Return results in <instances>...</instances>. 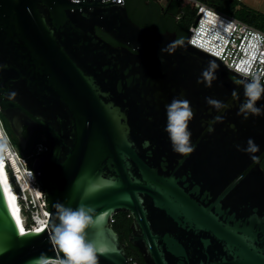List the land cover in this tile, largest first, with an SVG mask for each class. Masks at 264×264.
I'll list each match as a JSON object with an SVG mask.
<instances>
[{"label": "water", "instance_id": "1", "mask_svg": "<svg viewBox=\"0 0 264 264\" xmlns=\"http://www.w3.org/2000/svg\"><path fill=\"white\" fill-rule=\"evenodd\" d=\"M191 36L140 26L118 0H0L2 115L22 148L25 128L51 143L33 163L46 227L21 231L0 170V264L72 259L55 242L57 202L94 210L87 240L99 264H130L112 223L123 211L147 264H264V111L245 118L253 80ZM174 99L193 112L191 154L174 152L166 131ZM256 104L264 110V97ZM250 139L259 152L246 151Z\"/></svg>", "mask_w": 264, "mask_h": 264}, {"label": "built area", "instance_id": "2", "mask_svg": "<svg viewBox=\"0 0 264 264\" xmlns=\"http://www.w3.org/2000/svg\"><path fill=\"white\" fill-rule=\"evenodd\" d=\"M112 2L116 0H103ZM126 0H118V2ZM195 6L196 17L190 29V44L203 50L225 63L229 68L254 80L264 83V31L245 22L235 15L214 5L191 0ZM241 2L242 0H237ZM47 141L39 142L35 155L40 157L50 150ZM0 154L4 168L13 187L19 213L23 219L25 233L46 227L50 218L46 196L37 177L33 163L23 156L12 144L5 128L0 108ZM115 223V217H112ZM66 264L64 261L51 259L42 264ZM130 264H136L130 258Z\"/></svg>", "mask_w": 264, "mask_h": 264}, {"label": "clouds", "instance_id": "3", "mask_svg": "<svg viewBox=\"0 0 264 264\" xmlns=\"http://www.w3.org/2000/svg\"><path fill=\"white\" fill-rule=\"evenodd\" d=\"M164 51V49H162ZM3 67V66H0ZM216 67L214 62H210L209 68L205 69L203 76L211 86V82L214 78L213 69ZM16 93H10L8 99L14 100ZM245 97L246 100L240 106V112L245 115V118L249 114L261 115L262 110L257 106L256 102L264 97V85L259 82V77L255 78L252 82L245 85ZM214 104L217 109L226 107L217 101H209ZM168 114V124L166 131L169 133V138L172 141L173 151L187 155L196 150V146L192 143V133L189 130V121L193 118V112L186 100L174 99L169 105L166 106ZM177 129H180V135L177 134ZM213 131V129H209ZM150 143L145 141V144ZM259 146L255 144L253 140L248 141V148L246 151L256 153L259 152ZM255 159V157H254ZM60 224L57 226L55 236L56 243L62 241L66 242L74 253L75 258L67 261L66 264H99L98 253L94 244L87 240V230L93 226L94 210L87 205L81 204L77 208H69L65 205L57 202L54 204Z\"/></svg>", "mask_w": 264, "mask_h": 264}, {"label": "trees", "instance_id": "4", "mask_svg": "<svg viewBox=\"0 0 264 264\" xmlns=\"http://www.w3.org/2000/svg\"><path fill=\"white\" fill-rule=\"evenodd\" d=\"M201 1L210 5H214L224 10L225 9L223 6L224 3L234 2L235 0H201ZM132 2H134V0H126V4L128 5ZM248 10L249 11L246 12L247 14H243L244 16H242V18L240 19L264 31V12L258 10L256 11L252 8ZM167 14H169L168 8L164 10L162 9L161 14H157V15L143 13V16L141 17L138 16L136 17L135 15H131V14L130 16L140 26L148 27L161 32H165V31L176 32L179 41L185 40L187 36L190 34V29L195 21L196 10L193 9L192 7H187V6L185 7L180 5L179 3H176L174 12H172V15L170 16L169 20L166 19ZM98 34L113 44L116 45L119 44L117 41L112 39L107 33L103 32L100 28H98ZM3 120L12 144L20 151V153L23 156L28 157L31 161H34L36 158H38L35 155V147L39 142L47 141L51 147V143L48 135L44 131H42L41 136H39L38 139L36 140L32 150L29 152H25L21 148L17 138L13 135L9 123L4 116H3ZM24 133L26 137L29 136V132L27 130H25ZM262 167L264 168V160L262 162ZM132 223H133V218L129 212L123 211L115 215L114 228L118 232L120 240L122 244L125 246L129 257L132 258V261L136 264H147L139 248L133 246L130 243L129 234L132 230Z\"/></svg>", "mask_w": 264, "mask_h": 264}, {"label": "flooded vegetation", "instance_id": "5", "mask_svg": "<svg viewBox=\"0 0 264 264\" xmlns=\"http://www.w3.org/2000/svg\"><path fill=\"white\" fill-rule=\"evenodd\" d=\"M176 3H179L182 6L192 7L197 10V7L191 0H134V2L127 5L128 12L131 15H135L136 17L143 16V13L157 15L161 14V10L168 8V13L166 19H170L172 12L176 7ZM162 8V9H161ZM188 37V36H187ZM28 130V128H25ZM42 131H35L31 136H28V141L26 143V147L22 148L25 152H29L35 145L36 140L39 136H41Z\"/></svg>", "mask_w": 264, "mask_h": 264}, {"label": "rangeland", "instance_id": "6", "mask_svg": "<svg viewBox=\"0 0 264 264\" xmlns=\"http://www.w3.org/2000/svg\"><path fill=\"white\" fill-rule=\"evenodd\" d=\"M224 10L230 14L235 15L237 18H242L243 14H247L248 9L252 8L264 12V0H244V2H239L235 0L234 2H226L223 4ZM244 12V13H243ZM242 20V19H241Z\"/></svg>", "mask_w": 264, "mask_h": 264}, {"label": "bare ground", "instance_id": "7", "mask_svg": "<svg viewBox=\"0 0 264 264\" xmlns=\"http://www.w3.org/2000/svg\"><path fill=\"white\" fill-rule=\"evenodd\" d=\"M0 170H1V173H2V175H3V178H4V181H5V184H6V186H7L8 192H9V194H10V196H11V198H12V201H13L15 207H16L17 214H18V220H19V226H20L21 229H23V232H25L23 219H22V217H21V215H20V213H19V208H18L17 203H16V196H15V193H14L13 187H12V185H11V182H10V180H9V177H8V175H7V173H6L5 168H4V162H3V160H2L1 154H0ZM47 261H49V260H47Z\"/></svg>", "mask_w": 264, "mask_h": 264}, {"label": "snow or ice", "instance_id": "8", "mask_svg": "<svg viewBox=\"0 0 264 264\" xmlns=\"http://www.w3.org/2000/svg\"><path fill=\"white\" fill-rule=\"evenodd\" d=\"M177 134H178V136L180 135V129H177ZM21 231H23V229H21ZM61 245H62L65 252L69 253L73 258H75L74 253L71 251V249L69 248V246L66 242L62 241Z\"/></svg>", "mask_w": 264, "mask_h": 264}, {"label": "crops", "instance_id": "9", "mask_svg": "<svg viewBox=\"0 0 264 264\" xmlns=\"http://www.w3.org/2000/svg\"><path fill=\"white\" fill-rule=\"evenodd\" d=\"M241 2H244V0H242Z\"/></svg>", "mask_w": 264, "mask_h": 264}]
</instances>
